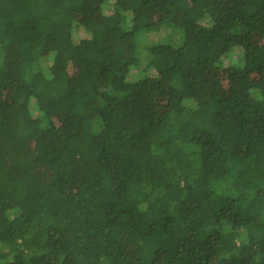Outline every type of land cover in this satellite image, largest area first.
Listing matches in <instances>:
<instances>
[{"label": "trees", "instance_id": "16d2710c", "mask_svg": "<svg viewBox=\"0 0 264 264\" xmlns=\"http://www.w3.org/2000/svg\"><path fill=\"white\" fill-rule=\"evenodd\" d=\"M0 264H264V0H0Z\"/></svg>", "mask_w": 264, "mask_h": 264}, {"label": "rangeland", "instance_id": "374dc122", "mask_svg": "<svg viewBox=\"0 0 264 264\" xmlns=\"http://www.w3.org/2000/svg\"><path fill=\"white\" fill-rule=\"evenodd\" d=\"M253 35L255 36L253 38L256 39L257 35L256 34H253ZM225 61H227V60H225ZM218 75L220 76V79H221L220 84L218 85L219 91L220 92L228 91L230 84H229V79L226 76V72L225 71H223V72L219 71Z\"/></svg>", "mask_w": 264, "mask_h": 264}]
</instances>
